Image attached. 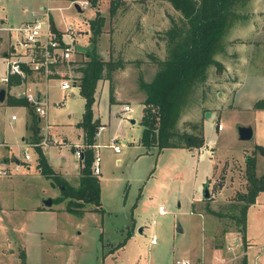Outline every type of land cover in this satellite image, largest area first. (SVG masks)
<instances>
[{"label":"rangeland","instance_id":"374dc122","mask_svg":"<svg viewBox=\"0 0 264 264\" xmlns=\"http://www.w3.org/2000/svg\"><path fill=\"white\" fill-rule=\"evenodd\" d=\"M46 1L0 0V25H19L30 15L34 6ZM94 1L88 0L87 8L80 6L84 12H79L72 0H59L55 4H71L62 12L67 14L64 21L60 11H55V14L61 16L63 23H72L76 30L82 31L84 18L94 14L91 5ZM112 1L103 0L97 4L96 9H100L97 12L103 20L99 33L95 35L96 41L92 40L94 18H89V36L81 34L77 39L72 37L70 42L75 43V52L71 60L61 65V69L73 81L80 83L83 73L81 67L89 59V51H95L106 61H120L122 65L111 72V82L121 92V102L127 99L134 110L119 126L117 119L110 117L105 133L99 137L106 144L99 148L101 172L95 174L101 185L102 201L96 211L60 209L67 206L70 198L64 196L63 188L56 178L38 175L41 172L36 166L39 161L36 146L29 147L33 156L30 177L27 175L22 179L19 174L2 178L22 179L21 182L8 185L6 199L9 202L20 201L23 206L30 207L44 198H55L53 206L59 212L55 226L58 225L59 231L38 232L47 225V218L32 222L37 224L33 228L40 226L38 223L43 226L28 235L31 240L29 263L176 264V259L193 262L205 243L211 248L217 247L211 258L216 254L231 256L228 246L232 238L237 237L240 245L236 246V251L239 253L251 242L262 245L259 255L264 264V191L259 192L255 202L248 206L246 232L250 242L246 240V232L243 238L242 232L238 230L240 226L232 218L239 205L244 203L240 197L247 193L250 185L247 158L253 159L256 175L257 170L262 172L264 169V156L256 147V144L264 146V109L254 106L256 100L264 97V42L254 44L253 54L246 46L248 39L264 40V31L249 33L246 29V3L238 6L237 11L241 16L236 20L237 25L227 30L214 54L222 65L227 66L218 68L215 64L210 65L206 79L191 91L177 126L193 133L202 127L206 144L203 141V146L195 147L193 151L185 147L148 148L139 140L142 102L145 98L140 81H150L158 68L155 58H165L169 53L170 47L167 46L163 31L170 25V18L176 19L180 13L168 0H121L117 3L118 12L111 13ZM137 19L141 21V28H137ZM15 35L13 30L0 29V88H7V83L2 80L8 70L5 51L10 52V45L7 44L11 39L14 41ZM106 76L107 70H104L103 77L96 84L99 92L104 84H108ZM49 82L50 132L53 138L64 144L49 147L47 153L56 173L61 177L62 174L67 176V182L74 186L81 171V159L77 156L73 142L80 137L76 123L83 117L84 97L79 84L62 90L59 78H50ZM72 92L75 94L72 95ZM102 94L100 101L104 112L108 108V90ZM63 95H66L67 100L61 106L55 105V101ZM26 109L29 117L27 143L31 144L34 132L30 123L35 111L28 105L13 103L7 89L5 99H0V143L5 138L10 142H23L22 137L27 130ZM206 111L210 115H205ZM14 113L19 116L16 120H12ZM132 118L135 122H131ZM44 122L43 119V125ZM192 124L198 128L192 127ZM219 124L221 128H218ZM241 124L253 127L251 138L239 137L237 127ZM114 137L121 148L117 153L107 144ZM65 139L68 140L65 142ZM25 147L19 145L14 148L23 160ZM206 183L211 194L207 199L203 197ZM198 196L201 197L192 209L191 201ZM159 204L165 206V213L158 214ZM84 205L95 207L93 203ZM212 211H219V214ZM130 216L144 224L142 231L138 229V222L131 221ZM15 218L20 222L21 216ZM179 226L182 231H179ZM128 231L130 234L126 236ZM153 233L157 236L154 244L150 242ZM10 236L11 240L4 242V253L9 264H22L23 259L19 257L20 251L15 243L17 235L10 231ZM12 248L15 249L13 254ZM250 259L253 262L254 253Z\"/></svg>","mask_w":264,"mask_h":264},{"label":"trees","instance_id":"16d2710c","mask_svg":"<svg viewBox=\"0 0 264 264\" xmlns=\"http://www.w3.org/2000/svg\"><path fill=\"white\" fill-rule=\"evenodd\" d=\"M173 8L180 13L178 18H170V25L163 31L169 53L165 58H155L158 68L150 81H140L144 90L143 109L140 119L142 131L140 142L146 147H186L192 149L203 144L202 127L197 133L181 130L177 121L186 107L191 91L198 83L207 77V69L215 64L222 67L220 61L216 60L214 54L220 46L223 36L229 27L241 16L237 7L243 6L247 0H168ZM117 0L111 2L110 11L115 10ZM264 18V9H263ZM99 12L92 21L93 41L100 31L102 21ZM92 50V49H91ZM89 59L85 61L82 76L80 77V93L84 97V113L78 125L84 129V156L82 157V174L78 186L69 184L59 176L49 163L42 146L35 148L39 153V167L47 176H53L63 188L64 196H68L67 209L73 212L84 210V204L93 203L96 209L101 206L100 183L98 177L91 170L93 151L91 145L95 143V132L99 120L94 118L92 104L97 81L103 77V71L107 70L110 80V101L113 102L112 70L120 67L122 63L114 60H103L95 51L88 52ZM25 68H27L25 66ZM29 73L32 70L27 68ZM9 80L8 86L21 83L22 78ZM13 103L34 106L24 96H11ZM254 106L264 108V97L256 100ZM35 111V109H34ZM30 128L34 135L32 142H39L40 135L39 115L34 113ZM192 127L198 128L196 124ZM258 151L264 156V146L256 144ZM76 149V147H75ZM247 175L250 185L247 193L240 197L244 203L239 205L238 211L232 214L234 223L239 227L245 238L246 214L248 206L255 202L259 192L264 191V169L260 175H256L254 161L247 158ZM62 196L61 198H63ZM219 214V211H212ZM226 231V230H225ZM129 231L126 236H129ZM22 264L26 262V252H21ZM237 264H250L247 255L240 258Z\"/></svg>","mask_w":264,"mask_h":264},{"label":"crops","instance_id":"0c3cea01","mask_svg":"<svg viewBox=\"0 0 264 264\" xmlns=\"http://www.w3.org/2000/svg\"><path fill=\"white\" fill-rule=\"evenodd\" d=\"M58 1L59 0H47L45 3H40L37 6H34L32 8V11L30 12V15L26 16V18L24 20H22V22H26V21H29V20L33 19V17L35 15L41 13L42 6H45L46 4H50V5H52L54 7V9L52 11V20H53V23H54V27L57 30H59L61 33H66L68 25H73V24L72 23H70V24L68 23L67 24L66 22L63 23L61 21V16H62V19L64 21L65 20V16L67 14L66 13H62V12L67 7H69L71 3L69 5H63V3L60 4V2H59V4L58 3L55 4ZM72 1L74 3L73 5L78 9L79 12H84V9L87 8V6L84 9L81 8V7L78 8L76 6V3L79 4V2H78L79 0H72ZM102 1L103 0H95L94 2H91L92 7L94 8V10H93L94 14L92 15V17L84 18L85 19L84 26H83L84 30H82V31L76 30V28L73 25L76 34L74 36L70 32L65 34V39H67V41H70L72 39V37L77 39L78 37L81 36V34L82 35L84 34L85 36H89V34H90V30L88 28L89 21L87 19L94 18L96 12L100 11V9L98 10V8L96 9V7H97V4H99V2L101 3ZM117 1H121V0H117ZM122 1H126V0H122ZM117 7H119V4L116 3L115 10H114L115 12H118V8ZM263 9H264V0H247V2H246V10L248 11V13H246V29L249 31V33L252 34V32L257 33L259 31H261V32L264 31V18H263V14H262ZM55 11H60L61 12V16L56 15ZM109 12H111V11L109 10ZM238 23H239V21H238ZM235 24L237 25L236 21L229 27L228 31L231 30V28ZM141 26H142L141 25V21L139 19H137V28H139V27L141 28ZM6 27H9V26L0 25V29H6ZM246 40H247V38H246ZM247 41H248V43H247L246 46L249 48L250 53H252V54H253L252 47L254 46V44L257 43V42L258 43L264 42V40L262 38L258 39L257 41H250L249 39ZM12 44H13V40L11 39L8 42V44H7L8 46L10 45V52L5 51V55L7 56L6 57L7 58V60H6L7 67H8V59L12 56V52L14 50V48H12ZM75 47H76V45H75ZM215 59L218 60V61L220 60L217 57H215ZM17 77H18L17 75H13L11 77V79H14V78L17 79ZM53 77L60 79V77H58L57 74L56 75H52L51 77L47 78L46 76H44V75H42L40 73H36V72L32 71V73L28 74L27 78L21 79L22 80L21 83L13 84V85H11L9 87L8 86L9 82H6L7 83V88L5 87L6 93H7V89H8V92H9V94L11 96H21V97L25 96L26 97V92H34V91H36V87L37 86H38L39 89H41L43 91L47 90L48 93H49V87H50V82L49 81H50V78H53ZM107 81H108V84H104L103 89L100 92H99L98 87L96 86L95 92H94V98L95 99H94V102L92 104L94 118H97L99 120V124H100L99 126H103V128H99V130L96 132L97 136H96L95 141H98L99 142L98 144H106V143L100 141L99 137H100L101 134L105 133L107 120L110 117L113 118L114 120L117 119V126H119L123 122V119L125 117L131 115L132 111L134 110V108L131 105L130 106L132 107V110H128V111H124L123 110V104L124 103H128V101H127V99H125V102H121L122 98H123V97H121L122 94H121V92L118 91V89H116L115 85H113V98H114V100H113V102L110 101V80L108 79ZM73 83H74L73 86H76V85L79 84L78 82H75V81H73ZM60 84H61V79H60ZM60 88H61V86H60ZM61 89L62 90H67V89H63V88H61ZM106 90H108V102H107L108 103V108H107V110L104 109V112L106 111L105 113L107 114V117L105 116V113L103 112V108L101 107V101H100L101 100V96L103 95L102 93H104ZM71 94L74 95L75 93L72 92ZM22 95H24V96H22ZM66 100H67L66 95H63L62 98L57 99V101H55V105L61 106L62 103L65 102ZM56 102H61V104L58 105V104H56ZM18 105H20V104H18ZM141 105H142V103H141ZM142 109H143V106H142ZM257 109H264V108H257ZM14 114H16V113H14ZM26 114H27V117H28V109H26ZM141 115H142V112H141ZM69 116H71V114H69ZM18 118H19V116H17L16 119H18ZM16 119L12 118V120H16ZM43 119L45 120L44 125L42 123ZM28 120H29V117H28L27 122H26V127H27L26 135H24L22 137V141H23L22 143L10 142L9 140H7L5 138L1 142L2 145H0V163H1V165L4 166V163L6 162L7 165L11 168V170H10L11 173L9 175L0 174V264H9V260H8L7 256L5 255V253H4V251H5L4 242L6 240H11L10 231H14L16 233V235H17V238H15V243H16V245H18L17 247H18V249L20 251L19 255H21V252L23 250L26 252V262H27V264H30L29 262H30V254H31V244H30L31 240H30L28 235H30V233H33V230L36 231V230L40 229L38 227L43 226L41 223H38L40 226H35L36 228H33V225H37V224H33L32 222H34L37 219L41 220V219L47 218V222H48L47 225L43 226L38 232H43L45 230V231H49V232L53 231L55 233V232L59 231L58 225L55 226V224L58 223V216H59L58 214H59V212L53 206L54 205V201H55L54 197H52L53 203L51 205H47L45 203V200H44L45 198H44L43 200H40V202L32 204V206H30V207L23 206L20 201L13 203V202H9L6 199V194H7L6 189L8 188V185H10V183L16 182V181H20L21 182L23 178L27 177V175L30 177L29 171H31V169H32V165L31 164H32L33 156H32V153L29 150V147H32L33 145H30V143H27V137H28V132H29ZM78 122L76 123V125L78 126V129L80 130V132H79L80 133L79 134L80 137H79V140L73 142V144H74V146L76 148H78V146L85 145L84 144V129L78 125ZM134 122H135V120H134ZM39 123H40V129H41L42 138H43V134L46 133V134H49L53 140L56 141L55 143H52V144H50L48 146H42V148L45 151V154H46V156L48 158L49 163L52 165V167L54 168V170L56 172L57 170L55 169V167L51 163L52 159H51L50 155L47 153V151L49 150V147H51L53 145H60L61 146V145L64 144V142L59 140V139L53 138V136H52V134L50 132L52 124L49 121V115H48L47 119L41 118L39 116ZM47 123L50 124L49 127H46ZM115 130H117V128H115ZM115 130H114V134H115ZM114 139H116V138L114 137ZM67 140L68 139H65V142ZM95 143H97V142H95ZM108 143L109 142H107V144ZM204 144H206V141H204ZM19 145H23V146L25 145L26 146L25 147V152H29L31 154V158H30L29 161H23L21 166L19 168H16L15 167V163H14L13 160L22 159L21 156L19 155V152L16 149H14L15 146H19ZM202 146H203V144H202ZM194 148L195 147H193L192 149H190V148H187V149L189 151H193V150H195ZM3 149H4V151H3ZM14 156H16V157H14ZM80 159H81V171H80L79 176H77L78 181H77L76 185H74V186H78L79 183H80V176L82 174V165H83V160H82V158H80ZM36 166H37L38 170L41 172L38 175H43L44 173L41 171L38 163H37ZM262 172L257 170L258 175H260ZM19 174H20V177H22V179L18 178V177L16 179H11V180L10 179L9 180L8 179H6V180L2 179V178H5V177L6 178H11V177H14L15 175H19ZM62 177L66 181H69L67 176L62 174ZM199 197H201V196H198L196 199H193L191 201L192 209H194V203L198 200ZM205 199H207V198H205ZM100 202H101V205H102V201H101V185H100ZM95 207L90 208V207H87L86 205H84V212H94V211H96ZM62 208L67 210V206L66 207H61L60 209H62ZM91 209H94V211H91ZM157 212H158V209H157ZM158 214H162V213H158ZM17 215L21 216L20 222L17 221V218H15ZM130 218H131L130 219L131 221H132V219L137 221L133 216H130ZM137 224H138L137 225L138 229L141 228L139 231H142L143 228H144V224L140 223V222H138ZM178 229H179V231H182V227L181 226H179ZM133 233L134 232H132V234ZM246 240H248V242H250V240L248 239V236H247V232H246ZM60 244H63V243H60ZM152 244H154V243H152ZM261 247H262V245L253 244L252 242H251V244H249L246 247V249L248 251L247 256L249 257V259H250V255L252 253H254V260L258 259L260 264H262V261H261L260 255H259V251H261ZM72 249L73 248H71V250ZM216 249H217V247H213L212 246V248H211V247H209V245L207 243H205V245L202 247V249L200 251V254L197 256L196 260L194 259V261L190 262V264H220V258H221L220 256L221 255H219V254L217 255L216 254L215 256L213 255L214 259L211 258L213 252L216 251ZM11 252H12V254L15 253V249L12 248ZM19 257H21V256H19ZM191 259H193V258H191ZM254 260H253V262H254ZM67 261H69V259ZM250 261H251V259H250ZM253 262L251 261L250 264H253Z\"/></svg>","mask_w":264,"mask_h":264},{"label":"built area","instance_id":"2783aa9c","mask_svg":"<svg viewBox=\"0 0 264 264\" xmlns=\"http://www.w3.org/2000/svg\"><path fill=\"white\" fill-rule=\"evenodd\" d=\"M79 5L81 7H86L88 4L87 0H79ZM41 13L35 15L33 19L22 22L16 26L6 27L8 30H13L16 32L12 48V56L8 59V70L7 74L2 77V80L9 82L13 75H20L22 79L28 77L27 68L31 69L36 73H40L44 76L51 77L52 75H58L61 79V88L69 89L73 86V81L69 75L66 74L61 69V65L72 59L73 53L75 52V44L73 42L67 41L65 39V34L71 33L73 36L76 34L73 25H68L66 33H61L54 27L52 20V11L54 7L50 4L42 6ZM25 66L27 68H25ZM26 98L32 105H34L35 111L41 118L47 119L49 115V107L51 105L49 93L47 90L43 91L36 87L34 92H26ZM60 105L61 102H56ZM123 110H132L129 103L123 104ZM17 114H13L12 118L16 119ZM50 124L47 123L46 127ZM222 125L219 124L218 128ZM103 128V126H100ZM56 141L51 138L49 134H43V138L39 142H33L30 145L33 146H48ZM2 145V143H0ZM102 144L93 143L91 145L93 151V158L91 162V170L93 174H98L101 172V154L99 147ZM108 145H110L113 150L117 153L120 152L121 148L119 144L116 143V139H112ZM85 145L78 146L76 148L77 155L82 158L84 156ZM31 154L25 152V159L13 160L15 167L19 168L23 161H29ZM11 168L4 163V166L0 163V174L9 175L11 173ZM167 210L163 204L158 206V213H165ZM154 221V220H153ZM237 237H233L229 250L232 252L231 256L220 258V264H237L238 260L244 255H247V249H244L239 253L236 251V246L240 245ZM151 243H156L157 236L153 233L150 237ZM176 264H190L188 259H176ZM253 264H260L258 259H255Z\"/></svg>","mask_w":264,"mask_h":264},{"label":"water","instance_id":"95a60500","mask_svg":"<svg viewBox=\"0 0 264 264\" xmlns=\"http://www.w3.org/2000/svg\"><path fill=\"white\" fill-rule=\"evenodd\" d=\"M76 6L78 8L80 7L78 3H76ZM5 96H6V89L4 87L0 88V99L4 100ZM22 96H24V95H22ZM205 115H207V116L210 115V112L206 111ZM131 122H134L133 118L131 119ZM237 130H238V135L241 139H249L253 136V127L251 125H242L241 124L237 127ZM203 197L204 198L210 197V192H209L207 183L204 185ZM45 203L47 205H51L53 203L52 197L45 199ZM140 229L141 228H139V230Z\"/></svg>","mask_w":264,"mask_h":264}]
</instances>
